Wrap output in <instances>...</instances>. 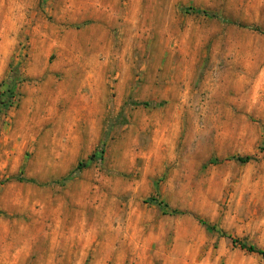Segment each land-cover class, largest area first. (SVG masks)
Returning <instances> with one entry per match:
<instances>
[{
  "label": "rangeland",
  "instance_id": "374dc122",
  "mask_svg": "<svg viewBox=\"0 0 264 264\" xmlns=\"http://www.w3.org/2000/svg\"><path fill=\"white\" fill-rule=\"evenodd\" d=\"M240 245L264 0H0V264H264Z\"/></svg>",
  "mask_w": 264,
  "mask_h": 264
},
{
  "label": "trees",
  "instance_id": "16d2710c",
  "mask_svg": "<svg viewBox=\"0 0 264 264\" xmlns=\"http://www.w3.org/2000/svg\"><path fill=\"white\" fill-rule=\"evenodd\" d=\"M236 161L241 162V163H246V162L249 161V158L248 157H246V158H237ZM174 213H176V211H174ZM233 243H235V241H233ZM240 248L245 249V250H247L250 253H255V254H257V255H259V256L264 258V251H262V250L255 249L254 247H251V246L246 247L244 245H240Z\"/></svg>",
  "mask_w": 264,
  "mask_h": 264
}]
</instances>
